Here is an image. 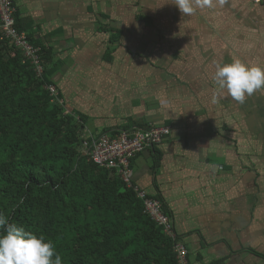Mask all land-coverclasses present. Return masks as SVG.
I'll return each instance as SVG.
<instances>
[{"label": "crops", "instance_id": "1", "mask_svg": "<svg viewBox=\"0 0 264 264\" xmlns=\"http://www.w3.org/2000/svg\"><path fill=\"white\" fill-rule=\"evenodd\" d=\"M172 2L17 0L18 21L54 50V83L86 138L172 127L132 177L168 206L193 264H264V93L212 103L217 63L264 67V7L229 0L183 17Z\"/></svg>", "mask_w": 264, "mask_h": 264}, {"label": "trees", "instance_id": "2", "mask_svg": "<svg viewBox=\"0 0 264 264\" xmlns=\"http://www.w3.org/2000/svg\"><path fill=\"white\" fill-rule=\"evenodd\" d=\"M2 26L0 21V214L51 241L62 264H179L182 240H173L147 213L140 196L145 190L135 188L133 177L129 187L87 154L85 142L111 132L85 137L87 118L69 111L54 83L60 67L54 50L36 43L18 21L19 33L41 49L40 73ZM161 162L159 156L157 169ZM149 197L172 216L160 197Z\"/></svg>", "mask_w": 264, "mask_h": 264}, {"label": "built area", "instance_id": "3", "mask_svg": "<svg viewBox=\"0 0 264 264\" xmlns=\"http://www.w3.org/2000/svg\"><path fill=\"white\" fill-rule=\"evenodd\" d=\"M254 4L264 7V0H253ZM18 8L16 0H0V21L6 39L12 41L26 55L39 65L40 73L43 72L40 48L29 42L27 35L18 31ZM53 94H58L56 86L51 87ZM173 134L172 127L152 125L148 129L134 128L121 130L116 133L103 135L92 144L85 142L87 154L95 164L108 170H116L119 176L129 186H133V162L143 153L168 141ZM141 191L139 187H135ZM140 196L145 200L147 213L164 228L165 233L173 240L178 241L174 220L164 211L163 203L155 198H150L148 193L141 191ZM179 264H192L189 249L181 242L176 246Z\"/></svg>", "mask_w": 264, "mask_h": 264}, {"label": "clouds", "instance_id": "4", "mask_svg": "<svg viewBox=\"0 0 264 264\" xmlns=\"http://www.w3.org/2000/svg\"><path fill=\"white\" fill-rule=\"evenodd\" d=\"M183 17L193 16L197 10L223 8L229 0H173ZM213 76L216 91L212 103L230 97L243 105L257 92L264 93V67L247 64L233 57L231 63L216 64ZM0 264H62V257L57 254L51 241L37 236L31 231L9 223L7 215L0 214Z\"/></svg>", "mask_w": 264, "mask_h": 264}]
</instances>
